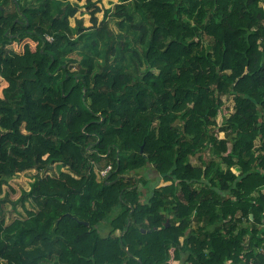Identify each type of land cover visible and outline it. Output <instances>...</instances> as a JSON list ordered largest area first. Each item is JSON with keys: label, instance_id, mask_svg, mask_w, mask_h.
<instances>
[{"label": "trees", "instance_id": "trees-1", "mask_svg": "<svg viewBox=\"0 0 264 264\" xmlns=\"http://www.w3.org/2000/svg\"><path fill=\"white\" fill-rule=\"evenodd\" d=\"M75 1L0 0V264H264V0Z\"/></svg>", "mask_w": 264, "mask_h": 264}, {"label": "rangeland", "instance_id": "rangeland-1", "mask_svg": "<svg viewBox=\"0 0 264 264\" xmlns=\"http://www.w3.org/2000/svg\"><path fill=\"white\" fill-rule=\"evenodd\" d=\"M17 2V0H15ZM19 4L22 5L23 3H31V2H36V0H18ZM95 1V0H93ZM70 2L72 4H78L79 6H81L82 2H77L75 0H70ZM115 4V3H114ZM100 6H105L108 8H112L114 10L115 5L113 4H108L106 0H102V2L100 3ZM112 10V11H113ZM131 7H128V12H131ZM134 16V19L131 22L128 21H123L122 23H118L119 20L115 17H111L108 21L109 24V28L112 30L114 39L117 41V39L119 38V36L125 37L124 39L130 44L131 48H137L139 47L136 43L135 40L138 41V32L134 31L133 29L130 28L131 25H136L138 26L140 24V20H139V16L137 14L131 13ZM84 18H88V15L84 13ZM78 18H80L78 16ZM85 26L89 25V22L87 21V19H85ZM71 24H73V22H71ZM77 51L75 52H71L68 53L66 55V59H72L74 58V60L79 61L80 55H84L81 54L82 51L80 50L79 47L76 48ZM87 52V51H86ZM120 55V53H119ZM125 60H124V64L126 65H130V54H125ZM119 62H121V59L119 60ZM75 68H72V70H74ZM256 146L258 144V141L255 142ZM230 146V144H228ZM204 158L205 159H211L213 158V155L207 150L205 153ZM194 164H197V162H193ZM223 169H226V165H222ZM231 169H237L236 166L232 167ZM96 170V169H95ZM60 171H62V168L60 167V165H54L52 167V170L49 172L46 171H41L38 172L35 170H31V171H24V172H20L15 174L13 177H11L10 179H8L7 183L5 185L2 186V193L0 194V198H2L5 194L9 195L8 197V201L5 202L2 206L3 209V213H4V218L7 222V224L18 217H24L25 216V212L23 207L18 203L15 208L12 209V202H15L19 196L21 195L22 191L27 192L30 188V185L38 178L41 177L43 175H45L46 173L48 175H58L60 173ZM148 177L150 178L149 181H146V188H152V186L154 185L155 182V176L154 173L150 172L148 170ZM236 173H238V170H236ZM98 176V174H97ZM98 180L102 179L101 177H97ZM142 185V182L141 184ZM150 191L148 190V192L146 191V193L143 196V201H145V199L147 198V196L149 195ZM25 207L27 209H30V205L28 203H25ZM191 227L193 229H197V224L194 220V218L192 217V221H191ZM55 261V258H52L50 260H44L42 262H40V264H53ZM178 262V261H177ZM177 262H174L173 264H177ZM178 264H185L182 261Z\"/></svg>", "mask_w": 264, "mask_h": 264}, {"label": "built area", "instance_id": "built-area-1", "mask_svg": "<svg viewBox=\"0 0 264 264\" xmlns=\"http://www.w3.org/2000/svg\"><path fill=\"white\" fill-rule=\"evenodd\" d=\"M47 39H51V38L47 37ZM110 170H111V166H107L106 168L96 170V173L98 174L99 177L104 178ZM259 191L261 193H264V187L260 188Z\"/></svg>", "mask_w": 264, "mask_h": 264}, {"label": "water", "instance_id": "water-1", "mask_svg": "<svg viewBox=\"0 0 264 264\" xmlns=\"http://www.w3.org/2000/svg\"><path fill=\"white\" fill-rule=\"evenodd\" d=\"M169 224V222L168 221H166V225H168Z\"/></svg>", "mask_w": 264, "mask_h": 264}]
</instances>
